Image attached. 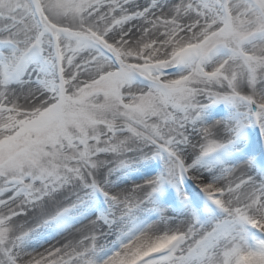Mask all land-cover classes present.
Wrapping results in <instances>:
<instances>
[{"label": "snow or ice", "instance_id": "1", "mask_svg": "<svg viewBox=\"0 0 264 264\" xmlns=\"http://www.w3.org/2000/svg\"><path fill=\"white\" fill-rule=\"evenodd\" d=\"M0 264H264V0H0Z\"/></svg>", "mask_w": 264, "mask_h": 264}]
</instances>
